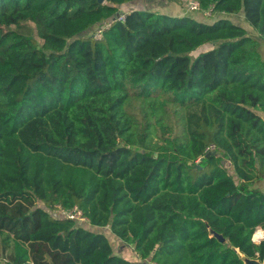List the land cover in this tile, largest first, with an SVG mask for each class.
Wrapping results in <instances>:
<instances>
[{"label": "trees", "instance_id": "trees-1", "mask_svg": "<svg viewBox=\"0 0 264 264\" xmlns=\"http://www.w3.org/2000/svg\"><path fill=\"white\" fill-rule=\"evenodd\" d=\"M134 1L0 0V264L264 261V0Z\"/></svg>", "mask_w": 264, "mask_h": 264}, {"label": "rangeland", "instance_id": "rangeland-1", "mask_svg": "<svg viewBox=\"0 0 264 264\" xmlns=\"http://www.w3.org/2000/svg\"><path fill=\"white\" fill-rule=\"evenodd\" d=\"M164 1H166L167 3H169V2L174 1V0H164ZM164 1H162V0H144V3H147V5H145V7H146V8L149 7V10H152V11H153V10H157L158 12H161V11H162V10L160 9L161 6H165V5L161 4V3H164ZM174 3H175L176 5H178L179 8L181 7V8H184V9L187 10V0H178V1L174 2ZM145 7H144V8H145ZM184 13H185V12H182V13L176 14V16H177V15H178V16L183 15ZM166 15H168V14H166ZM229 17H230V16H229ZM230 19H232V18L230 17ZM233 20H234V21H232V22H233V23H237V24H239L238 26H240V27H242V28H245V29H246V27H247V29H248V31H249L248 34H249L251 37H253L254 39H256V40L258 41V44H259V45H258V53L260 54L262 60L264 61V42H263V40H262L260 37H258L257 34H255L254 32H252V30L250 29L248 23L243 22V16H242L241 14H238V15L233 16ZM244 24H245V26H244ZM28 27H29L28 29H31V31H30L31 36L34 37L35 40L39 42V40L37 39L36 30H35L34 25L28 23ZM23 28H24V27H23ZM23 28H21V29H23ZM23 30H26V29H23ZM212 46H213V45H206V46L200 47L198 50H196L195 52L191 53V57H195L198 53H200V52H202V51H204V50H207V49L211 48ZM138 105H139V101H136L134 98L130 100V107L133 108V109H135V111H137V112H138ZM224 164L226 165V168H227L228 172L232 174V171L230 170V164H229L228 162H225ZM253 187H254V188H257V189H260V190H262V191H264V176L261 177L260 179L256 180V181L254 182V184H253ZM38 205H39L40 207L42 206V205L39 204V203H38ZM51 212H52V211H51ZM52 215H55V214H52ZM85 227L88 228L89 226L86 224ZM100 230H101V232H103V233L108 237V239H110V240H112L113 237H115V236H113V235L110 233L109 228H107V227H106V228H103V229H100ZM118 246H119V247H118ZM118 246H114V247H113V245H112L114 252H115L116 254H119V255H120L121 253H119V249L122 248V250H123V249H124L125 247H127V246L121 244L120 242H119V245H118ZM127 250H129V249L127 248ZM123 251H124V250H123ZM2 262H3V260H2Z\"/></svg>", "mask_w": 264, "mask_h": 264}, {"label": "crops", "instance_id": "crops-1", "mask_svg": "<svg viewBox=\"0 0 264 264\" xmlns=\"http://www.w3.org/2000/svg\"><path fill=\"white\" fill-rule=\"evenodd\" d=\"M164 1V0H162ZM188 1V0H187ZM165 6H161V12H158L157 10H153V11H156L158 13H162V14H168V15H172V16H176V14H179V13H182V12H185L184 14H187V13H190L188 10L184 9V8H179L178 5H176L175 3L173 2H169L167 3L166 1H164V3H161ZM145 5H147V3H144V0H140V1H134L132 3H129V4H125V5H122L119 10L122 14H127L133 10H147L149 9L145 7ZM145 7V8H144ZM178 16V15H177ZM181 16V15H180ZM108 228V227H107ZM92 229V227H91ZM97 229V228H95ZM257 233L260 232L261 234V237L256 239H254V235ZM261 240H264V230H262L261 228H256L255 229V232L252 236V241L256 244H258ZM109 241L111 242V245L114 246H118L119 245V240L116 238V237H113L112 240L109 239ZM121 243V242H120ZM122 244V243H121ZM124 245V244H123ZM126 246V245H125ZM119 247V246H118ZM127 248L129 250H127ZM124 250V251H123ZM122 250V248L119 249V253H121L120 255L122 257H124L125 259L129 260V261H132V262H135V263H141V261L137 258V256L135 255V253L133 252L132 248L131 247H125L124 249ZM261 264H264V261L261 263Z\"/></svg>", "mask_w": 264, "mask_h": 264}, {"label": "built area", "instance_id": "built-area-1", "mask_svg": "<svg viewBox=\"0 0 264 264\" xmlns=\"http://www.w3.org/2000/svg\"><path fill=\"white\" fill-rule=\"evenodd\" d=\"M187 10L189 12H202L206 17L210 16V13H211V10H212V7H209L207 10H201L200 9V6H199V3L196 1V0H188L187 1ZM124 17H125V14H121L117 20L118 21H124ZM111 23L112 22H104L102 23L97 29L96 31L93 33V37L96 39V40H100L102 38V34L105 30H107L110 26H111ZM214 149V146L210 145L208 148H207V152H210ZM50 214H55L53 215L54 217L56 218H59V219H62V218H65V219H69L71 221H75V222H87L86 219L83 217L81 211L74 207L73 209L69 210V211H66V210H63L61 209L60 207H57L55 210H53L52 212L49 211ZM3 261L5 262V260L3 259ZM146 264H156L154 262H146Z\"/></svg>", "mask_w": 264, "mask_h": 264}, {"label": "water", "instance_id": "water-1", "mask_svg": "<svg viewBox=\"0 0 264 264\" xmlns=\"http://www.w3.org/2000/svg\"><path fill=\"white\" fill-rule=\"evenodd\" d=\"M97 2L99 3V4H102L103 2H104V0H97ZM209 155V153H207L206 154V156H208ZM217 236V238L221 241V242H224L225 240H224V238L221 236V235H216ZM244 262H245V264H261L259 261H257V260H249V259H245L244 260Z\"/></svg>", "mask_w": 264, "mask_h": 264}, {"label": "bare ground", "instance_id": "bare-ground-1", "mask_svg": "<svg viewBox=\"0 0 264 264\" xmlns=\"http://www.w3.org/2000/svg\"><path fill=\"white\" fill-rule=\"evenodd\" d=\"M260 237H261L260 232H259V233L256 232V234L254 235V239H255V241H256V239H258V238H260Z\"/></svg>", "mask_w": 264, "mask_h": 264}]
</instances>
